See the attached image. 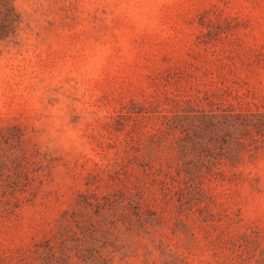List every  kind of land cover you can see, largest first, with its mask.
Listing matches in <instances>:
<instances>
[{"label": "rangeland", "instance_id": "374dc122", "mask_svg": "<svg viewBox=\"0 0 264 264\" xmlns=\"http://www.w3.org/2000/svg\"><path fill=\"white\" fill-rule=\"evenodd\" d=\"M14 5L0 264H264V0Z\"/></svg>", "mask_w": 264, "mask_h": 264}, {"label": "trees", "instance_id": "16d2710c", "mask_svg": "<svg viewBox=\"0 0 264 264\" xmlns=\"http://www.w3.org/2000/svg\"><path fill=\"white\" fill-rule=\"evenodd\" d=\"M15 0H0V41H4L17 32V29L20 24V15L18 14L15 5ZM213 118V117H211ZM214 123L212 121H203L201 122L200 126H196V130H204V131H210L214 134ZM258 124H251L250 122H243L242 127L248 128V127H254L257 128ZM245 130V129H244ZM247 130V129H246ZM245 130V131H246ZM192 133L196 134L195 131H192ZM193 136V135H192ZM194 142V139H193ZM196 144L199 142H195ZM201 146L208 148V150H211L209 148V144L202 145Z\"/></svg>", "mask_w": 264, "mask_h": 264}]
</instances>
